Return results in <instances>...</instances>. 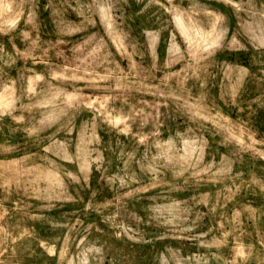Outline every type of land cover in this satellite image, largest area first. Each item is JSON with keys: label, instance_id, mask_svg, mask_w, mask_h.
I'll return each instance as SVG.
<instances>
[{"label": "rangeland", "instance_id": "rangeland-1", "mask_svg": "<svg viewBox=\"0 0 264 264\" xmlns=\"http://www.w3.org/2000/svg\"><path fill=\"white\" fill-rule=\"evenodd\" d=\"M0 264H264V0H0Z\"/></svg>", "mask_w": 264, "mask_h": 264}]
</instances>
